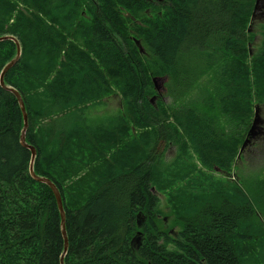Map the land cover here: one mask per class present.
Here are the masks:
<instances>
[{
	"label": "trees",
	"instance_id": "16d2710c",
	"mask_svg": "<svg viewBox=\"0 0 264 264\" xmlns=\"http://www.w3.org/2000/svg\"><path fill=\"white\" fill-rule=\"evenodd\" d=\"M255 4L0 0V36L21 46L4 81L24 99L35 173L62 196L65 264H264V217L249 194L190 163L229 173L264 102V40L249 49ZM17 52L0 41V74ZM167 75L171 106L152 101L153 77ZM115 88L125 111L91 122L87 104ZM24 124L0 84V264H62L60 209L30 173ZM170 145L180 156L168 165ZM244 184L264 209V177ZM155 191L177 215V237L160 226Z\"/></svg>",
	"mask_w": 264,
	"mask_h": 264
},
{
	"label": "rangeland",
	"instance_id": "374dc122",
	"mask_svg": "<svg viewBox=\"0 0 264 264\" xmlns=\"http://www.w3.org/2000/svg\"><path fill=\"white\" fill-rule=\"evenodd\" d=\"M256 14L257 15L253 23H250V33L253 32L252 38L254 39L251 40L249 46L251 53H256L258 49L263 46L264 34L262 30V25L264 24V0H261L260 7L257 9ZM170 80V76L167 75L163 76V78L157 81L159 92H157L154 87L155 95H157L154 101L157 102V104L163 103L167 106L172 105L170 102L171 98L167 96V83H170ZM202 81L204 82L206 81V79H203ZM202 84L204 83H201L200 85ZM199 86L194 92L190 93L187 96H184L186 97L185 99H188V101H190L194 97H196L200 92ZM183 100H180V102H182ZM173 103L178 104V102L175 101ZM257 105L259 109L258 114L261 123L258 124V128L256 129V135L254 136V138H252L250 142L242 148L240 155L237 156L236 160L233 162L229 173L225 174L221 172L219 168L216 170L205 169L201 167V164L199 162L197 163L191 162L190 160L189 161L191 164L193 163L199 166L202 170H204L207 175H211L215 179L225 180L228 185L226 189H228L230 186V183L228 181L240 183L242 188L249 194L250 201L252 202V204H254L257 211L261 212L264 217L263 207L259 203H257L256 205V198L255 195L252 194V189L248 185L244 184V180L247 181L248 179H251L253 181H259L264 177V102L257 103ZM121 111H125V105L123 103L119 90L116 88L110 93L104 95L103 97L96 99V101L87 104V115L89 117V120L93 123L105 120L116 113H120ZM251 120L249 126L251 125ZM134 131L135 133L140 134L143 130L135 127ZM159 147H164L165 149V144L162 143ZM165 156L167 164L171 165L172 163H174L176 158L180 156V150L175 145H170V147L165 152ZM101 163H103L102 160ZM181 184L182 186L186 187L185 182H182ZM211 188L207 191L208 195H210ZM255 190V192L260 193V188L258 186H255ZM156 193L159 194V209L162 212L161 216L163 218V221H160V226L163 227L166 231H168L171 235L177 237L180 229V226L177 225V215L174 214L171 205L167 199V195L165 193V196L159 192Z\"/></svg>",
	"mask_w": 264,
	"mask_h": 264
},
{
	"label": "water",
	"instance_id": "95a60500",
	"mask_svg": "<svg viewBox=\"0 0 264 264\" xmlns=\"http://www.w3.org/2000/svg\"><path fill=\"white\" fill-rule=\"evenodd\" d=\"M260 2L261 0H256V4H255V8H254V12H253V16H252V19H251V24L253 23L255 17H256V11L257 9L260 7ZM249 31H251V29H249ZM7 39H10V40H14L17 44V55L14 59H12L10 62H8L4 68L2 69V72L0 74V84L3 88L9 90V91H12L19 103H20V106H21V109L23 111V115H24V128H23V132L21 134V143L26 146L27 148L30 149L31 151V154H32V157H31V163H30V173L31 175L37 180V181H40V182H44L46 184H48L51 189L53 190L54 192V195L57 199V203H58V206H59V209H60V213H61V228H62V232H63V236H64V251H63V255L61 257V263L62 264H65L64 262V257L68 251V236H67V233H66V215H65V210H64V206H63V199H62V196H61V193L58 189V187L55 185V183H53L49 178H46V177H42V176H39L35 173V170H34V161L36 159V156H37V149L35 146L29 144L28 142H26V129L28 127V115H27V111H26V106H25V102H24V99L21 95V93L16 90L14 87L12 86H8L5 84V81H4V76H5V73L10 69L12 68L20 59V56H21V46H20V43L18 41V39L13 36V35H3V36H0V41H3V40H7ZM140 49L142 50V47L140 46ZM160 78L158 77H153V82L155 83V87L157 90L158 89V84H157V81L159 80ZM153 101V99H152ZM259 109H258V106H256L255 108V114H254V119H253V123H252V126L251 128L249 129L247 135H246V138L243 142V145H242V148L244 146H246L250 140L252 138H254V136L256 135V129L258 128V124L261 123V120L259 118ZM242 148L240 149V152L238 154V156L240 155L241 153V150Z\"/></svg>",
	"mask_w": 264,
	"mask_h": 264
},
{
	"label": "bare ground",
	"instance_id": "6f19581e",
	"mask_svg": "<svg viewBox=\"0 0 264 264\" xmlns=\"http://www.w3.org/2000/svg\"><path fill=\"white\" fill-rule=\"evenodd\" d=\"M254 114H255V112H254ZM253 119H254V116H253ZM253 119H252V121H251V125H250V127H249V129L251 128V126H252V123H253ZM249 129H248V131H249ZM248 131H247V133H248ZM247 133H246V135H247ZM242 148V147H241ZM35 165V164H34ZM176 177V176H175ZM214 188V187H213ZM217 194V193H216ZM64 206V205H63ZM65 210V209H64Z\"/></svg>",
	"mask_w": 264,
	"mask_h": 264
},
{
	"label": "flooded vegetation",
	"instance_id": "af4514ba",
	"mask_svg": "<svg viewBox=\"0 0 264 264\" xmlns=\"http://www.w3.org/2000/svg\"><path fill=\"white\" fill-rule=\"evenodd\" d=\"M259 134H260V132H259Z\"/></svg>",
	"mask_w": 264,
	"mask_h": 264
}]
</instances>
